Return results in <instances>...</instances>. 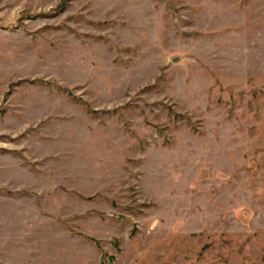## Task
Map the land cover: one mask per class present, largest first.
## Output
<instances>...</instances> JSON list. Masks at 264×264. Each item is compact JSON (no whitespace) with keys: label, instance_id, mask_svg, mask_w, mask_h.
<instances>
[{"label":"rangeland","instance_id":"1","mask_svg":"<svg viewBox=\"0 0 264 264\" xmlns=\"http://www.w3.org/2000/svg\"><path fill=\"white\" fill-rule=\"evenodd\" d=\"M0 264H264V0H0Z\"/></svg>","mask_w":264,"mask_h":264}]
</instances>
